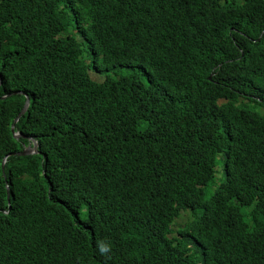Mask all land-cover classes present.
Returning a JSON list of instances; mask_svg holds the SVG:
<instances>
[{
  "label": "trees",
  "instance_id": "1",
  "mask_svg": "<svg viewBox=\"0 0 264 264\" xmlns=\"http://www.w3.org/2000/svg\"><path fill=\"white\" fill-rule=\"evenodd\" d=\"M0 83V264H264V0H0Z\"/></svg>",
  "mask_w": 264,
  "mask_h": 264
},
{
  "label": "water",
  "instance_id": "2",
  "mask_svg": "<svg viewBox=\"0 0 264 264\" xmlns=\"http://www.w3.org/2000/svg\"><path fill=\"white\" fill-rule=\"evenodd\" d=\"M0 85H1V83H0ZM28 107H29V99L27 98V101H26V104L24 106V109L21 111V113L18 115V117L14 120V123L12 124V127H11V130L14 133V136L16 138H19L21 136V133H16L15 125L19 121L20 117L26 112ZM32 142H33V148H32L31 145H29L22 152H20V153H12L11 155H8L7 157L16 156V155H18V156H26V155H30V154H33V153H37L38 152V144H37V142L35 140H32Z\"/></svg>",
  "mask_w": 264,
  "mask_h": 264
},
{
  "label": "clouds",
  "instance_id": "3",
  "mask_svg": "<svg viewBox=\"0 0 264 264\" xmlns=\"http://www.w3.org/2000/svg\"><path fill=\"white\" fill-rule=\"evenodd\" d=\"M22 94H24V93H22ZM28 98V97H27ZM29 99V98H28ZM27 101V100H26ZM29 103H30V100H29ZM26 104V103H25ZM24 109V108H23ZM22 109V110H23ZM27 111V110H26ZM21 113V112H20ZM19 113V114H20ZM26 113V112H25ZM24 113V114H25ZM23 114V115H24ZM22 115V116H23ZM21 116V117H22ZM18 117V116H17ZM20 117V118H21ZM20 120V119H19ZM19 122V121H18ZM17 122V123H18ZM12 127V126H11ZM15 130H16V125H15ZM13 133V132H12ZM16 133H21V132H18L17 130H16ZM14 134V133H13ZM15 137V136H14ZM20 137H23V138H26L25 136H23V134L21 133V136ZM19 137V138H20ZM16 138V137H15ZM19 138H17V139H19ZM28 140H29V144L28 145H26L25 146V148L24 149H26L29 145H31L32 146V148H33V142H32V140H35V139H33V138H28ZM36 141V140H35ZM37 142V141H36ZM38 144V143H37ZM23 149V150H24ZM22 152V151H21ZM20 153V152H19ZM38 153V152H37ZM33 154H36V153H33ZM27 156V155H26ZM5 161H6V159H5ZM97 248H98V251H99V253L101 254V255H104V256H107L110 252H111V250H112V248H111V244L110 243H108V242H106L105 240H100V241H98L97 242Z\"/></svg>",
  "mask_w": 264,
  "mask_h": 264
}]
</instances>
